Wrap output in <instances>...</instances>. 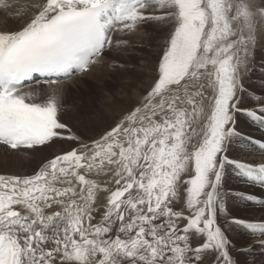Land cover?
Here are the masks:
<instances>
[{"label":"snow or ice","instance_id":"6c2138e0","mask_svg":"<svg viewBox=\"0 0 264 264\" xmlns=\"http://www.w3.org/2000/svg\"><path fill=\"white\" fill-rule=\"evenodd\" d=\"M14 7L0 0V10ZM32 8L20 30L0 32V145L66 139L77 147L33 175H0V264H236L225 227L264 237V222L228 208L233 198L264 208V198L223 189L229 170L264 189V163L228 155L237 146L264 156V141L237 128L244 116L264 133V98L241 107L264 38V0H43L25 11ZM150 21L173 25L158 78L99 139L84 142L60 121L56 90L46 99L24 91L35 77L52 85L89 71L114 30Z\"/></svg>","mask_w":264,"mask_h":264},{"label":"bare ground","instance_id":"6f19581e","mask_svg":"<svg viewBox=\"0 0 264 264\" xmlns=\"http://www.w3.org/2000/svg\"><path fill=\"white\" fill-rule=\"evenodd\" d=\"M35 2L42 3L43 0H10V3H12L13 5H16L17 7H14V8L8 9V10H0V32H14V31L20 30L30 20L32 13L36 11L34 8L28 9L27 11H25L26 7L31 5L32 3H35ZM116 32L117 31L114 30L111 33V36L113 33H114V35H116ZM114 35H113V37H114ZM107 52H108V48H106L104 50V52L99 57L95 58L97 64L98 63L103 64V65H101V68H99V69H96V63H94L93 65H91L89 71L81 73V74L76 73L72 77L68 78L66 81H60L59 83L52 84V85H49L48 83L43 85L42 79H38L37 81L34 82V84H31V87H25L24 91L37 92L38 89H40L42 87H45V88L48 87V89L45 91H42V92L39 91L40 94H43L44 99H46L47 96L50 95L53 90H56L62 98V95H63L66 88H69L70 85H75V83L80 82V79H83L84 77H86L88 75H90L91 79H94V81L97 82L98 80H101L102 77L104 76V74H106V71H108L107 70L108 66L105 63H102V61L104 60V55ZM262 61H264V38H262L261 43L256 48L254 62L252 64L250 70L244 74V78H243L242 82H243V86L245 88V92L242 95L241 107H245V108L249 107V106L255 107V105H252V101H254L258 98H264V84H260V83H264V79H263L264 76L260 75V72L258 71L259 69L258 70L256 69L259 66L260 62H262ZM154 62H152L153 66H155V64H157L156 61H154ZM261 66H263V65H261ZM155 72L153 74L147 76V81L149 83H147L143 86V92H140V90H141L140 87L132 92V97L134 100L133 108H132V105H133V103H132L127 109H124L123 111L118 110L117 111L119 113V114H117L118 116H112V114H111L113 112L112 106L109 104L110 106L108 105V107H106L107 106L106 105L105 106L107 108L106 112L99 114L98 117L95 119L96 125H98L100 120L104 119V120H107L108 123H107V125H104L103 127H105L107 130L111 129L127 113L132 111L134 109V107L138 106L143 95H145L151 89L155 80L158 78V71L156 73ZM155 74H157V77ZM77 79H79V80H77ZM68 84H70V85H68ZM68 91H69V89H68ZM68 91L66 93L67 96H68ZM67 96H66V99H67ZM121 99H122V97L120 98V100L118 98L117 100H115L117 103L116 102H114V103H116V104L121 103L122 102ZM105 107H103V108H105ZM68 110H70V109H68ZM103 110H105V109H102V111ZM63 113L64 114L60 115L59 119L62 123L66 124L69 128V125L72 123V118H73L72 115H74L75 113L73 112L72 115L67 114L68 112L66 114H65V112H63ZM116 117H118V118H116ZM73 122L77 123V119L74 118ZM85 122H87V121H85ZM237 128L245 136L252 137L253 139H256V140L264 141V133L259 131L257 128L253 127L249 123L248 119H246L244 116L239 117ZM71 132H72V130H71ZM72 133L73 134L77 133V135H79L78 132H76V133L72 132ZM63 134L67 135L68 133L63 132ZM97 134H98V132H97ZM98 137H96L94 139L97 140ZM100 137H101V135H100ZM63 140L67 144L68 143L71 145L73 144V142L72 143L67 142L68 140H66V139H63ZM48 147L51 148L52 144L49 143L47 145L40 146L38 148L36 147L33 149H27V150L24 149L25 151L23 150L24 152L21 151V153L19 151L18 152L16 151V153L12 152V154H14L15 156L14 157L9 156L11 158L3 157L4 161L2 160L1 162H3L5 165L7 164V165L1 166V164H0V168L2 167L0 169V175H14V176H20V177L33 175L38 171L39 167L44 162L45 156H49V152L54 153L53 155H55V153L57 155H62L68 151V149H67L68 147H67L66 148L67 150H63V152L60 150V152H62V153H59V152L57 153L56 149H55L56 151L55 150H48ZM72 147L74 148V145H72ZM0 148H3V147H0ZM62 149H64V148H62ZM72 149H70V150H72ZM57 155H55V156H57ZM228 155L232 159L239 160V161L246 162V163H250V164L258 165L260 163H264V156H261L258 154H253L250 152L242 153L240 151V148L237 146L232 147L230 149ZM55 156H50V157L46 158L45 161H47V160L49 161V159H52ZM32 162L34 164L36 163V166H34L36 168V170L33 172L31 171L32 170L31 169V163ZM223 186L226 187V188H223L224 190H227V191H230L233 193H235V192H245V193H249V194H254L253 192L261 193L262 196L261 195H259V196H261V198H264V189H261L259 187H252V186H249L247 184L242 183L241 180L231 170H229L227 172V175L224 177ZM252 188L254 189V191H251ZM254 195H256V194H254ZM228 208H229V214L231 217H234L237 219H242V220L254 221V222H264V208L245 206V204L243 202H241L239 199H235V198L229 200ZM243 213H244V215H242ZM239 214H241L242 217ZM184 223H186V222H184ZM220 223H221V225H224L223 216L220 217ZM181 227H183V224L181 225ZM225 230H226L228 236L232 234L231 241H230L231 243L229 245V248H230V254L232 255L233 259L236 261V264H264V247H261V241H264V237L250 236L246 231L237 229L235 226H233L232 228L225 227ZM233 232H236L239 236H235L233 234ZM235 242L244 243L245 246H243V248L239 247L240 244L237 246Z\"/></svg>","mask_w":264,"mask_h":264},{"label":"rangeland","instance_id":"374dc122","mask_svg":"<svg viewBox=\"0 0 264 264\" xmlns=\"http://www.w3.org/2000/svg\"><path fill=\"white\" fill-rule=\"evenodd\" d=\"M8 2L10 3V0H8ZM172 29H173V25L171 23L165 24V23H157L154 21H150L146 24H141L140 26H138V28L135 31L131 33L117 31L116 35H114V33L112 34L111 36L113 42L112 46L108 48V52L104 55V60L102 61V63H105L108 66L107 67L108 71H106V74H104L102 79L98 80L97 82H95L94 79H91L90 75H88L83 79H80V82L75 83V85H70L71 83L68 84L70 86L69 88L65 89L62 98L60 100L61 109H60L59 117L60 115L64 114L63 112H65V114L68 112L67 114H71V115L73 112L75 113L74 115H72L73 116L72 123L69 125V128L70 129L72 128L71 129L72 132L79 133V135H77V133L75 135L80 137L82 141L91 143L92 141L95 140L94 138L98 136L100 137V135L102 136L106 131L110 130V129L107 130L105 127H103L104 125H107L108 123L107 120L104 119L100 120L98 125H96V120H95L99 114L106 112L107 110L106 107H108L109 104L112 106V111H113L111 113L112 116H118L117 115L119 114L117 112L118 110L123 111L124 109H127L132 103H133L132 105L133 108L134 100L132 97V92L139 87L141 89L140 92H143V86L149 83L147 81V76L153 74L155 71L156 72L158 71V63L163 55V52L166 47V41L168 40ZM118 41L122 42L120 46H117ZM154 61L157 62L155 66H153L152 63ZM101 65L103 64L96 63V69L101 68ZM256 69L257 70L259 69L258 71L260 72V75L264 76V61L260 62L259 66ZM155 75L157 77V74ZM260 84H264V83H260ZM47 89L48 87L46 88L42 87L38 89L37 92L39 91L42 92ZM67 91H68V96L66 94ZM121 97H122L121 99L122 102L116 104L117 102L115 100H117L118 98L120 100ZM40 98L44 99L43 94H40ZM102 109L105 110L102 111ZM74 118L77 119V123L73 122ZM62 140L63 139H55L54 141H52L50 143L52 144V147L51 148L48 147V150L56 149L57 151L56 150L55 151L57 153L58 152L62 153L63 150L68 149L69 151L70 149H72L73 148L72 145H74V147H77L76 142H73V144L71 145L69 143L68 144L65 143L64 140L63 141ZM67 142L72 143V141H67ZM0 147H3L0 148L1 166L7 165L1 162L2 160L4 161L3 157L5 158H8L9 156L14 157L15 155L12 154V152L16 153V151L17 152L19 151L21 153V151L24 150L23 148L13 150L5 145H1ZM60 150L62 152H60ZM53 154L54 153L49 152V156H45V160L50 156L57 155L56 153L55 155ZM45 160L41 164L39 169L43 166V164L48 162V160L47 161ZM50 160L51 159H49V161ZM34 166H36V163L34 164L32 162L31 163L32 172L36 170ZM223 188L226 187L223 186ZM251 191H254V189L252 188ZM253 193L256 194L257 197L261 198L262 196L261 193H256V192ZM239 215L242 217L244 213L242 215L241 214ZM233 234L235 236H239L236 232H233ZM231 237L232 234L228 236L230 241H231ZM235 243L237 246L240 244L239 247L242 248L243 246H245V244L241 242L238 243L235 242Z\"/></svg>","mask_w":264,"mask_h":264}]
</instances>
